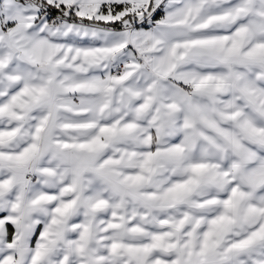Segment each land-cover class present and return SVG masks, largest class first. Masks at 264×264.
<instances>
[{
	"label": "snow or ice",
	"instance_id": "snow-or-ice-1",
	"mask_svg": "<svg viewBox=\"0 0 264 264\" xmlns=\"http://www.w3.org/2000/svg\"><path fill=\"white\" fill-rule=\"evenodd\" d=\"M0 264H264V0H0Z\"/></svg>",
	"mask_w": 264,
	"mask_h": 264
}]
</instances>
